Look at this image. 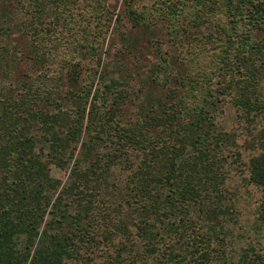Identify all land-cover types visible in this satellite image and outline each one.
<instances>
[{"label":"trees","instance_id":"1","mask_svg":"<svg viewBox=\"0 0 264 264\" xmlns=\"http://www.w3.org/2000/svg\"><path fill=\"white\" fill-rule=\"evenodd\" d=\"M135 3L123 0V17L146 30L165 21L170 52L150 42L159 62L144 65L123 118L130 85L100 65L101 0H0V38L31 45L27 82L0 77V264L237 262L222 247V188L242 160L219 116L226 104L247 124L264 115V0H156L142 13ZM16 46L0 45L1 75ZM64 82L78 90L62 95ZM94 144L106 152L89 162ZM112 165L129 172L117 202L98 183ZM52 167L69 172L65 183ZM249 167L264 222V152Z\"/></svg>","mask_w":264,"mask_h":264},{"label":"rangeland","instance_id":"2","mask_svg":"<svg viewBox=\"0 0 264 264\" xmlns=\"http://www.w3.org/2000/svg\"><path fill=\"white\" fill-rule=\"evenodd\" d=\"M101 1L102 10H104L102 19L103 22H105V25L102 27L107 30V35L100 53L102 57L100 65L106 67L109 71V77L115 80L120 79V81L124 78L130 85V96L126 99L128 100L127 104L121 108V114L124 118L125 114L136 110V105L139 101L136 100L135 106L131 104V101H134V93L140 87L138 77L141 79L145 74L143 71L145 70L143 68L144 65L151 66L159 62V56L155 46L150 42H164V49L170 52L169 46H167L166 43L168 38L166 22L162 21V19H156L154 20L155 22H153V26L148 30L140 27H132L130 22L123 17L121 10L123 0ZM135 2V8L142 13L146 8H151L156 0H135ZM107 6L110 13L107 11L105 12ZM119 14L122 16L118 20L116 15ZM162 14L165 16H172L170 10H164ZM91 26H95V23ZM124 32L127 39L135 42V49L129 46V41L124 42L122 40L121 33ZM22 41L23 38H20L18 35H11L9 38L5 39L0 38V45L5 47L10 46L11 49L16 46V42L19 43V46H16L18 51L17 63L15 65H9L8 73H5V75L0 74L3 82L8 80H15L16 84H19L21 80L27 82L26 74L30 72V62L28 58L30 56L29 49H31V45L28 41L26 44ZM127 45L129 48H127ZM11 49L9 48L10 52H12ZM8 54L6 60L10 63L11 57ZM117 57H119L120 60H118ZM83 62H87L85 58H83ZM138 71H143L142 75L139 74ZM81 83L82 80L79 84ZM78 85H68L64 82L62 86V95H65L68 90H72V92L77 91ZM262 85H264V80L262 81ZM68 101L69 99L65 102L63 109L68 105ZM49 109L56 110L55 107H53V109L49 107ZM85 121L86 117L84 122ZM219 125L223 131L231 134L234 139V143L229 146L227 152H240L242 160V162L228 165V168L226 167L227 176L224 187L222 188L224 195L223 205L229 207L230 213L225 215V223H223L222 227L224 230H226V228L227 230L230 229V234L223 239L224 244L222 247L226 254L231 253L233 255L232 257H235L237 261L235 264H238V259L244 256H246L245 260L249 264H254L252 263L254 260H257V262H255L256 264H264V222L257 218V206L260 202L261 191L258 187L249 182V161L251 156L264 152V115H258L253 123L247 124L237 118L235 108H233L232 105L226 104L224 106V112L219 116ZM105 152V145L98 146L94 144V147L90 148V150L82 156H85L90 162L95 159L96 154H104ZM130 158H133V156ZM228 162H235L234 157H230ZM126 173L127 172L121 171L116 165H112L109 171H105V173L101 174V180L98 183L104 182L102 186L107 194L108 192H112L111 202H117L119 200V195L122 192L123 179L124 176H127ZM50 174L53 178L59 179L62 183H65L69 172L52 167ZM103 190L102 194H105ZM118 219H120V217ZM161 230L164 231L163 228H161ZM136 241L139 240L136 239ZM216 244L217 243L214 241L213 245ZM97 255L98 253L96 256ZM100 262L104 263V260L97 256L96 264ZM227 264H229L228 260Z\"/></svg>","mask_w":264,"mask_h":264}]
</instances>
